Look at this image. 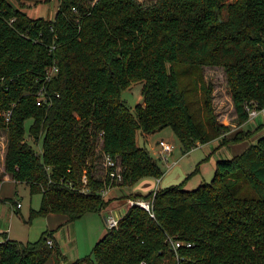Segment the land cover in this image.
<instances>
[{
	"label": "trees",
	"instance_id": "16d2710c",
	"mask_svg": "<svg viewBox=\"0 0 264 264\" xmlns=\"http://www.w3.org/2000/svg\"><path fill=\"white\" fill-rule=\"evenodd\" d=\"M58 2L50 20L0 0L4 171L41 196L28 221L54 214L72 223L107 208L110 201L100 195L106 187L160 180L164 173L137 146V132L169 127L183 154L216 139L226 146L254 135L228 137L203 69L224 71L238 127L249 121L248 110L264 109V0ZM137 82L144 103L131 110L121 93ZM105 155L120 180L94 174ZM184 183L131 194L150 202V213L128 207L89 255L68 264H264V134L218 160L209 184L187 191ZM55 232L46 230L34 243L2 234L0 264H47L53 257L67 264Z\"/></svg>",
	"mask_w": 264,
	"mask_h": 264
},
{
	"label": "rangeland",
	"instance_id": "374dc122",
	"mask_svg": "<svg viewBox=\"0 0 264 264\" xmlns=\"http://www.w3.org/2000/svg\"><path fill=\"white\" fill-rule=\"evenodd\" d=\"M96 1V0H94ZM144 6L151 5L155 0H137ZM10 3L16 7L23 8L27 15L32 19L46 18L53 20L58 11V0H9ZM204 80L212 87V104L214 107L217 120L228 126L230 133L228 137L239 131V127L236 125L234 110L232 109V101L230 92L226 83L224 71L221 68H208L203 69ZM143 84L140 82L133 83L126 90L121 93L122 100L129 106L131 110L135 105L139 104L142 99L141 91ZM264 112H259L253 119V124H257L262 120ZM251 121V120H249ZM248 121V122H249ZM31 120L25 122L26 129L30 126ZM255 125L249 123L246 125L245 130H253ZM255 132L257 134L251 135L247 140L248 143H252L259 136L264 134V125L256 127ZM5 132H0V144L6 145ZM148 135V134H147ZM147 140L143 137L142 133L137 132L136 143L139 147H144L148 150L149 154L156 161L157 165L164 173L161 178V185H167L170 187L178 185L182 181H185L183 190L191 191L198 188L201 185L209 184L214 175V168L216 160H221L222 152L215 154V147L219 145L218 142L211 144L198 145L196 148L190 150L188 153L183 154L181 151V145L177 137L171 130V128H165L157 131L153 134H149ZM160 141H165L173 148L171 155L168 157L167 164L159 158L158 150ZM0 145V149L2 148ZM39 150V149H37ZM98 150V148L96 149ZM210 151L212 152L210 154ZM1 165V160H0ZM94 174L104 175L105 167L103 160L97 159L93 167ZM180 173H183L182 178L179 179ZM179 179V180H178ZM156 187L159 185L156 183ZM155 187V188H156ZM163 187V186H162ZM161 187V188H162ZM165 187V188H166ZM123 188L124 192H128L130 187ZM12 193L6 200H0V233L6 232L9 229V238L11 240L21 243H34L40 239L43 232L48 230L46 220L40 217H35L29 220V214L31 210H37L40 205L41 196L39 194H30L29 187L25 183H17V185L11 188ZM130 196V195H129ZM127 196L126 199L119 198L113 199L122 203H126L129 207L130 201L139 200L147 202L142 199H134ZM4 199V198H3ZM15 203L20 204V208L14 207ZM111 201L107 208L103 210L108 214H112L114 217L122 216V212H112L110 207ZM123 211V210H121ZM103 215L100 217L97 214L89 213L74 222L64 225L58 230L60 231L61 239L57 241L58 246L63 256L68 260V263L74 262L77 259H81L90 254L92 248L98 242L96 233L98 227L100 230H105L104 221H102ZM29 223H28V222ZM3 240L2 234L0 235V242ZM67 249V250H66ZM165 261L164 264H166ZM59 261L56 258H51L47 264H58ZM67 263V264H68Z\"/></svg>",
	"mask_w": 264,
	"mask_h": 264
},
{
	"label": "crops",
	"instance_id": "0c3cea01",
	"mask_svg": "<svg viewBox=\"0 0 264 264\" xmlns=\"http://www.w3.org/2000/svg\"><path fill=\"white\" fill-rule=\"evenodd\" d=\"M233 109V108H232ZM234 110V109H233ZM235 116V114H234ZM255 119V118H254ZM262 120L263 121H260L258 122L257 124H253V119L249 122H247L245 125L239 127V131H245V132H254L253 134H257L255 132V129L256 127H260L261 125H264V116L262 117ZM249 123H251V125H255V128L253 130H245V127L246 125H248ZM0 132H4V131H0ZM6 134V133H5ZM143 137L147 140V134H142ZM263 135V134H262ZM6 136V135H5ZM229 136V135H228ZM260 136V135H259ZM258 136V137H259ZM7 138V137H6ZM230 138V137H229ZM257 139V138H256ZM255 139V141H256ZM254 141V142H255ZM215 142H218L219 145L217 147H215L214 151L215 154H219L222 152V157H219L221 158V160H225V159H230L232 158L233 156L237 155V154H240L242 151H244L246 149V147H248V145H246V143L248 141H242L240 143H235V144H229V145H226V146H220L221 144V140L220 139H216V140H213L211 142H209L208 144H211V143H215ZM2 146V143L0 144ZM6 145H7V139H6ZM6 145L3 144L2 148L0 149V160H1V165H0V200L1 201H4L6 200L7 198L9 197H6V196H10V194L12 193V190H10L11 188L14 189V187L17 185V182H15L14 180L11 179V177L5 173L4 171V154H5V151H6ZM207 145V143H206ZM212 152L210 151V154ZM217 162V160H216ZM181 175L179 176V179L182 178L183 176V173H180ZM178 179V180H179ZM183 182V181H182ZM185 182V181H184ZM156 183L157 185H159V188L160 189H163L165 188L167 185L164 186L161 185V179L160 180H155V179H150V178H146V179H142L140 180L139 182H137L134 186L128 188L129 191L128 192H124L123 191V188H120V187H114V188H111L109 190V193L108 195L106 196V200H109L111 201V208L112 206L114 207L112 210V212L114 213L115 211H119V212H122V215H124V213L126 212L127 210V204L124 202H120L117 201L119 198H124L126 199L127 196L131 195V194H142V195H146L148 194L149 192L155 190L157 187H156ZM163 186V187H162ZM173 186H176V185H173ZM156 187V188H155ZM162 187V188H161ZM4 198V199H3ZM6 198V199H5ZM113 199H117V200H113ZM21 207V206H20ZM19 207V208H20ZM16 208V207H15ZM18 208V209H19ZM17 209V208H16ZM123 210V211H121ZM89 214V213H87ZM94 214H97L99 217L100 215H107L108 213L102 211L100 213H94ZM86 215V214H85ZM46 220V223H47V226L49 227L48 230H56L55 234H54V239L55 241L57 242L58 240H60L61 238V235H60V230L58 232V230L60 228H62L64 225H67V224H70V223H67L66 222V219L62 216H58V215H54V214H51L49 216H47L46 218H43ZM102 221H103V218H102ZM9 229L6 230V232H2L0 233L1 234H6V237L7 239H10L9 238ZM106 234V228L104 231L100 230L99 227H98V230H97V233H96V236L97 238H101L102 239L104 237V235ZM3 237V236H2ZM98 239V241L100 240ZM11 240V239H10ZM97 243V242H96ZM58 244V243H57ZM67 250V249H66ZM67 263H68V260H67Z\"/></svg>",
	"mask_w": 264,
	"mask_h": 264
},
{
	"label": "built area",
	"instance_id": "2783aa9c",
	"mask_svg": "<svg viewBox=\"0 0 264 264\" xmlns=\"http://www.w3.org/2000/svg\"><path fill=\"white\" fill-rule=\"evenodd\" d=\"M55 72H56V68L55 67H52V68L48 69L46 71V74H45V80H49ZM40 95L43 96V91L42 90L40 92ZM38 104L40 105V103H38ZM259 112H264V109H262L261 111H257L255 109L248 110L249 120L254 119L258 115ZM9 115H10V112L7 113V120H9ZM172 150H173V148H172V146L170 144L166 143L165 141H160L159 150H158L159 158L167 164L168 157H169V155H171ZM103 163H104L105 171L108 174L109 178L113 179V178L117 177L116 179L120 180V177L118 176L119 168L116 166L115 162L109 156L105 155L103 157ZM81 183H82V185H81V188H80V192L83 193V194H86L88 192V188L86 187L87 178L85 176H82ZM110 189H111L110 187H106V188L101 190L100 195H101V197L103 199L106 198V196L108 195ZM132 205H136V206H138L140 208H143L144 210H146L147 212L150 213V208H151L150 202H143V201H139V200H134V201H130L129 207L132 206ZM19 207H20V204L17 203L16 204V208H19ZM122 216H119V217L116 218L111 213L103 216V221H104L105 228L106 229L117 228L119 220H120V218ZM171 243H172L173 249H176V248L180 247V243L179 242H174V243L171 242ZM47 244L49 246H52V241L48 240ZM187 246H190V245L187 244Z\"/></svg>",
	"mask_w": 264,
	"mask_h": 264
},
{
	"label": "water",
	"instance_id": "95a60500",
	"mask_svg": "<svg viewBox=\"0 0 264 264\" xmlns=\"http://www.w3.org/2000/svg\"><path fill=\"white\" fill-rule=\"evenodd\" d=\"M144 103V97H142V99L140 100L139 104H143Z\"/></svg>",
	"mask_w": 264,
	"mask_h": 264
}]
</instances>
